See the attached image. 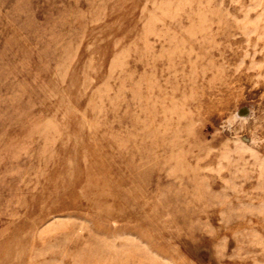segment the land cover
Returning <instances> with one entry per match:
<instances>
[{"label": "rangeland", "instance_id": "1", "mask_svg": "<svg viewBox=\"0 0 264 264\" xmlns=\"http://www.w3.org/2000/svg\"><path fill=\"white\" fill-rule=\"evenodd\" d=\"M0 264H264V0H0Z\"/></svg>", "mask_w": 264, "mask_h": 264}, {"label": "clouds", "instance_id": "2", "mask_svg": "<svg viewBox=\"0 0 264 264\" xmlns=\"http://www.w3.org/2000/svg\"><path fill=\"white\" fill-rule=\"evenodd\" d=\"M239 119V114L238 112L236 114H234L228 121L229 125L235 123L237 120Z\"/></svg>", "mask_w": 264, "mask_h": 264}]
</instances>
